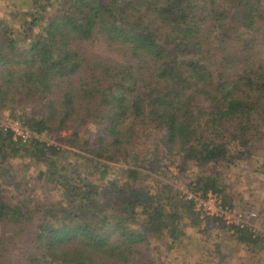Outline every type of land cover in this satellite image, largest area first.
Wrapping results in <instances>:
<instances>
[{
  "label": "trees",
  "instance_id": "16d2710c",
  "mask_svg": "<svg viewBox=\"0 0 264 264\" xmlns=\"http://www.w3.org/2000/svg\"><path fill=\"white\" fill-rule=\"evenodd\" d=\"M11 20L0 109L27 133L0 125V264H137L152 239L178 236L171 186L148 192L144 169L194 161L188 185L219 194L223 165L264 150V0H30ZM94 34L119 60L76 46ZM17 156L56 198L12 197Z\"/></svg>",
  "mask_w": 264,
  "mask_h": 264
},
{
  "label": "rangeland",
  "instance_id": "374dc122",
  "mask_svg": "<svg viewBox=\"0 0 264 264\" xmlns=\"http://www.w3.org/2000/svg\"><path fill=\"white\" fill-rule=\"evenodd\" d=\"M29 3L30 0H0V19L9 16L10 20L12 19L10 22L15 23L19 10ZM257 43L264 56V22ZM76 46L94 54L119 60L117 52L98 34H94L90 39L79 40ZM0 124L10 126L19 134L26 130L20 120L9 114L6 109H0ZM43 139L59 143L54 136L44 134ZM251 161L223 165L222 185L225 189L219 194L215 193V196L222 198L223 201L222 194L225 193V204L237 210L254 211L255 216L249 222L256 231L264 233V150L254 154ZM11 162L19 171L17 176L8 181L13 198L25 197L24 193L18 194L24 186L37 199L58 196L55 189L46 190L42 180L37 179L39 168L32 159L17 156ZM198 168L194 161H190L183 170H179L175 163L164 159L158 167L143 170L144 177L140 184L148 192H153L161 183H168L171 186V192L165 193L163 199L169 202L165 204L169 212L177 211L178 236L174 238L165 232L160 237L152 239L146 251L148 255L139 254L137 264H264V248L257 247L255 250L246 248L235 239L231 227L210 214L218 204H209L210 200L204 198L206 204H199V209H196L194 200L188 196L193 192L192 184L188 185V182Z\"/></svg>",
  "mask_w": 264,
  "mask_h": 264
},
{
  "label": "built area",
  "instance_id": "2783aa9c",
  "mask_svg": "<svg viewBox=\"0 0 264 264\" xmlns=\"http://www.w3.org/2000/svg\"><path fill=\"white\" fill-rule=\"evenodd\" d=\"M0 125L11 128L10 126H6L2 124ZM26 133L27 131L25 130V132H21L20 134L25 135ZM14 134H19V133H16L14 131ZM188 196L194 200L196 209H199L198 207L199 204H206L204 198L208 199L210 200L209 204H218V206L215 207L214 210H211L210 213L211 215H214L216 218H219L224 224H226L229 227H231L232 225H238V226L248 225L253 230L254 235L260 234L264 238V233L256 231L254 229L253 224L249 222V220L253 216H255L254 211L237 210L235 207L223 203L222 198H217L215 196V192L213 191H208L206 194H202L201 191H193L189 193ZM214 201L216 202L214 203Z\"/></svg>",
  "mask_w": 264,
  "mask_h": 264
}]
</instances>
